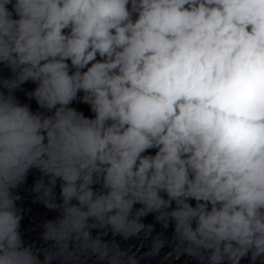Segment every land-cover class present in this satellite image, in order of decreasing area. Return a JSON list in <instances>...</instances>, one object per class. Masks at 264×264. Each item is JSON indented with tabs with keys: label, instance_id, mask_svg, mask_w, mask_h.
I'll return each mask as SVG.
<instances>
[{
	"label": "clouds",
	"instance_id": "1",
	"mask_svg": "<svg viewBox=\"0 0 264 264\" xmlns=\"http://www.w3.org/2000/svg\"><path fill=\"white\" fill-rule=\"evenodd\" d=\"M0 264H264V0H0Z\"/></svg>",
	"mask_w": 264,
	"mask_h": 264
}]
</instances>
